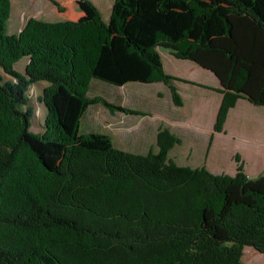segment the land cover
Returning <instances> with one entry per match:
<instances>
[{
	"label": "trees",
	"instance_id": "obj_1",
	"mask_svg": "<svg viewBox=\"0 0 264 264\" xmlns=\"http://www.w3.org/2000/svg\"><path fill=\"white\" fill-rule=\"evenodd\" d=\"M50 0L58 21L31 17L7 32L0 0V264H242L264 254V175H234L171 160L167 128L158 150H123L102 132H82L90 105L138 111L88 93L162 82L182 105L159 49L219 79L222 131L238 98L264 104V0H115L108 20L91 0ZM28 59L23 70L15 63ZM45 82L46 114L30 128L27 91ZM193 83V82H192Z\"/></svg>",
	"mask_w": 264,
	"mask_h": 264
},
{
	"label": "crops",
	"instance_id": "obj_2",
	"mask_svg": "<svg viewBox=\"0 0 264 264\" xmlns=\"http://www.w3.org/2000/svg\"><path fill=\"white\" fill-rule=\"evenodd\" d=\"M91 1L98 8L94 0ZM101 14L102 19L107 21L111 15V10L106 15L102 12ZM165 51L166 54L163 56L159 50L164 70L172 76L185 79L176 82L183 103L180 106H175L177 111L174 119H170L168 115L165 116L161 111L159 118L162 121L159 124L155 125L152 119L146 121L143 126L139 123L135 126L146 127L150 133L148 134L142 129L140 131V137L144 141H149V150L153 149L154 152L158 150V130L160 127H166L170 133L179 138V142L175 143L168 152L169 158L179 165L193 168L204 166L215 174L229 173L234 175L237 168L236 155H239L248 177L264 175V104L255 105L245 98H238L235 106L231 107L227 113L224 128L217 132L214 130L216 115L223 97V92L218 90L222 88L218 77L213 73V78L218 80L213 83H203V81L190 79L184 75L185 72L183 74L182 71L177 70L179 63H181L179 62L180 59L173 56L169 50L165 49ZM27 60H25V64ZM188 61V68L199 65L193 61L191 64ZM185 71L187 72L186 69ZM210 72H208L209 75ZM120 87H123V97L125 98V101L122 100V104L128 109H137L136 111L143 109L140 106L141 101L129 100L128 98L130 92L135 91L138 92V98L142 94L150 93L149 96L145 95V97H150L155 93V97L162 95L169 102V106L170 103L171 105L173 103L170 88L162 82L141 83V81H133L124 83ZM149 110L153 111L152 108ZM153 116L157 117L155 114ZM162 123L165 125L161 126ZM108 135L112 138L111 134ZM112 141L114 143V139ZM123 150L128 151L127 149Z\"/></svg>",
	"mask_w": 264,
	"mask_h": 264
},
{
	"label": "rangeland",
	"instance_id": "obj_3",
	"mask_svg": "<svg viewBox=\"0 0 264 264\" xmlns=\"http://www.w3.org/2000/svg\"><path fill=\"white\" fill-rule=\"evenodd\" d=\"M9 1H10V13L7 22L8 33H17V32L19 33L24 28L27 20L31 17H34L35 19L50 21V22L57 21L63 18L62 14H60L57 11L56 6L52 2H50V0H9ZM114 1L115 0H94L100 12H102L103 14L105 13V15L108 14V12H110V10L112 9V5ZM60 2L62 4H66V6L77 8V6L74 3H68L65 0H61ZM159 50L161 51L163 56L166 54L165 49L161 48ZM25 60L26 58L20 60L18 63L16 62L15 67L19 70H23L25 66ZM187 61L188 59H180L179 62L181 63L178 62L179 65L177 67L178 68L177 70L182 71L183 74L185 72L184 75H186L188 78L195 79L198 81H203V83H213L218 81L213 78L214 77L213 72H210L211 74L209 75L208 72L210 70H205L206 71L205 72L203 67H201L200 65H196L195 67L188 68ZM188 62L193 64L192 61H188ZM185 69L187 70V72L185 71ZM45 85L46 83L43 81L33 85L31 84L27 91L29 104L32 106L34 110V115L31 118V122H30V128L34 132L41 130V124L44 123V119H45V114H46L45 105L39 99ZM88 94L90 96L98 95L105 98L110 103L119 106H124L122 104V100L125 101V98L123 97L124 94L123 87L120 86L116 87L110 85V83L107 82L93 80L92 88ZM145 95L149 96L151 94L150 93L142 94L140 95L141 97L138 98L137 97L138 92L135 91V92H130V95H128L129 100L133 99L134 101L137 100L141 101L140 106L143 109L138 110L137 113H127V112H123V110H114L111 112L109 110V107H107L102 103L90 105L83 116L81 131L107 132L108 134H111L112 138L114 139L115 145L123 147V149H127L128 151L130 150L134 152L138 151L140 153H146L149 150V141H144L140 137V131L141 129L146 133H148V131L146 130V127H142V126L146 124V121L148 122L152 119L153 122H155V125L159 124L162 121V119L159 118V114L161 113V111L165 116L168 115L170 119H174L177 111V108H175V106H180V105H175L173 103L171 105L170 103L169 106V102H167V100L164 99L162 95H158V97H155L156 95L155 93L153 96L150 97H145ZM145 101H149V102H145ZM150 108H152L153 111H150L149 110ZM153 114L157 115V117L155 118ZM138 123L142 125L141 128L135 127ZM162 125H165V123H162L161 126ZM125 128L126 130H124ZM162 128H166V127H160V129ZM251 248L253 247L246 246L244 249L246 251H249ZM257 252H258L257 259L261 262V264H264V254L260 253L258 250ZM242 257H241L242 264H245L244 259Z\"/></svg>",
	"mask_w": 264,
	"mask_h": 264
},
{
	"label": "bare ground",
	"instance_id": "obj_4",
	"mask_svg": "<svg viewBox=\"0 0 264 264\" xmlns=\"http://www.w3.org/2000/svg\"><path fill=\"white\" fill-rule=\"evenodd\" d=\"M245 250V249H244ZM257 250L254 248H251L249 251L245 250V253H243V259L245 264H261V262L257 259Z\"/></svg>",
	"mask_w": 264,
	"mask_h": 264
}]
</instances>
